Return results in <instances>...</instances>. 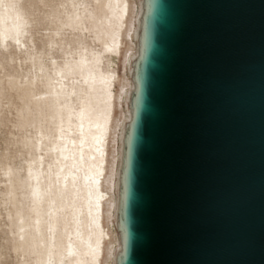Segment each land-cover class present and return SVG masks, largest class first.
<instances>
[{
    "label": "water",
    "instance_id": "obj_1",
    "mask_svg": "<svg viewBox=\"0 0 264 264\" xmlns=\"http://www.w3.org/2000/svg\"><path fill=\"white\" fill-rule=\"evenodd\" d=\"M116 264H264V0H143Z\"/></svg>",
    "mask_w": 264,
    "mask_h": 264
},
{
    "label": "bare ground",
    "instance_id": "obj_2",
    "mask_svg": "<svg viewBox=\"0 0 264 264\" xmlns=\"http://www.w3.org/2000/svg\"><path fill=\"white\" fill-rule=\"evenodd\" d=\"M68 2L59 29L90 34L99 48L53 63L52 69L39 64L20 81L24 92L39 91L31 94V107L26 102L23 108L36 123L25 138L22 179L17 170L3 173L4 196L14 203L16 191L23 193L10 239L21 264H116L120 168L143 0ZM28 10L22 0H0V47L13 46L29 59ZM117 56L120 79L111 68ZM104 60L108 71L101 68ZM7 92L1 83L0 95Z\"/></svg>",
    "mask_w": 264,
    "mask_h": 264
},
{
    "label": "rangeland",
    "instance_id": "obj_3",
    "mask_svg": "<svg viewBox=\"0 0 264 264\" xmlns=\"http://www.w3.org/2000/svg\"><path fill=\"white\" fill-rule=\"evenodd\" d=\"M22 2L29 7L25 16L29 21L27 45L30 58L28 59L24 52L17 49L14 51L12 45L7 48L0 47V84L3 83L8 90L6 95H0V264H21L22 259L14 251V242L10 239L9 230L19 215L16 211L23 203V193L22 189L17 190L15 202L11 203L4 196L6 182L3 180V173L7 169L17 170L22 179L25 138L34 131L36 123L32 122L33 117L27 116L23 108L26 102H29L31 107V94L39 90L32 88L31 94L24 92L20 89V81L22 83L26 76L37 71L39 64L43 68L52 69L53 63L63 64L70 56L99 48V44L92 40L90 34L84 35L81 31H70L66 28L59 29L70 9L68 0H22ZM55 32H58L56 36ZM120 57H113L111 67L116 79H120L123 72ZM101 68L103 71L111 69L107 67L105 60ZM117 90L118 83L114 82L113 91ZM118 110L115 108V116L120 114ZM103 224H107L105 219Z\"/></svg>",
    "mask_w": 264,
    "mask_h": 264
}]
</instances>
